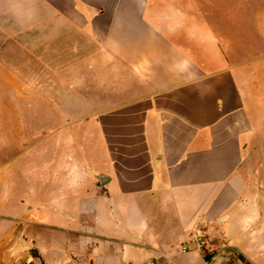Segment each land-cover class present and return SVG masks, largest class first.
I'll list each match as a JSON object with an SVG mask.
<instances>
[{
	"label": "crops",
	"instance_id": "1",
	"mask_svg": "<svg viewBox=\"0 0 264 264\" xmlns=\"http://www.w3.org/2000/svg\"><path fill=\"white\" fill-rule=\"evenodd\" d=\"M0 14V93L39 98L36 165L7 149L0 103V264H264V182L243 176L264 133V0Z\"/></svg>",
	"mask_w": 264,
	"mask_h": 264
},
{
	"label": "rangeland",
	"instance_id": "2",
	"mask_svg": "<svg viewBox=\"0 0 264 264\" xmlns=\"http://www.w3.org/2000/svg\"><path fill=\"white\" fill-rule=\"evenodd\" d=\"M4 14H0V21H5ZM16 84V83H15ZM33 85H36V81ZM30 93H14L13 95L0 93V103L6 101H12L14 103V109L9 110L8 114L12 117V121L9 123V129L11 130L10 137L8 139V150L12 151L14 155H17L22 150H30V162L31 165H36L37 162V149L39 131L37 124V105L38 94L37 87L31 88ZM24 103V104H22ZM22 105L30 107L29 109H22ZM46 130H53V111L46 110ZM5 109H0V118L5 117ZM5 133V125H0V134ZM5 137L0 140V150H5ZM3 141V142H1ZM52 141L46 142V149H52ZM2 160V158L0 159ZM4 160V159H3ZM243 176L247 181L264 182V133L258 137V141L255 144V157L250 165L245 166L243 169ZM227 256L230 257L229 261H237L238 263L245 262V256L239 252L232 251L227 252Z\"/></svg>",
	"mask_w": 264,
	"mask_h": 264
},
{
	"label": "built area",
	"instance_id": "3",
	"mask_svg": "<svg viewBox=\"0 0 264 264\" xmlns=\"http://www.w3.org/2000/svg\"><path fill=\"white\" fill-rule=\"evenodd\" d=\"M206 236H207V234H206V232L203 231V230L199 231V232L197 233V235H196L197 239H198L199 242H200L199 244H200L201 247L204 246V243H205L204 240H205ZM55 264H58V263H55Z\"/></svg>",
	"mask_w": 264,
	"mask_h": 264
}]
</instances>
